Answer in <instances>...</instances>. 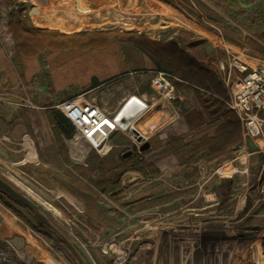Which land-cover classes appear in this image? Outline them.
<instances>
[{
    "label": "rangeland",
    "instance_id": "1",
    "mask_svg": "<svg viewBox=\"0 0 264 264\" xmlns=\"http://www.w3.org/2000/svg\"><path fill=\"white\" fill-rule=\"evenodd\" d=\"M198 2L12 0L7 6L0 0V179L29 202L0 190V264H243L257 248L264 250V143L254 141L258 151H250L242 123L239 141L220 161L198 156L185 163L177 152L197 139L188 126L172 143L142 153L138 140L115 133L112 150L100 156L77 134L61 136L51 118L55 105L87 92L95 80L105 92L122 82L135 94L155 97L150 70L125 75L126 49L159 58L162 70L176 75L168 64L172 40L182 52L190 43H208L198 51L201 64L211 65L216 54L251 67L264 64V0H202L222 21L207 18ZM55 5L81 12L80 31L62 29V14L48 13ZM114 9L129 19L112 20ZM18 19L32 28L36 22L53 26L41 29L54 33L48 42L62 36L72 44L18 58L7 26ZM155 28L161 35L152 34ZM177 89L188 94L183 110L189 113L193 92ZM229 99L228 91L225 104ZM199 113L195 127L205 120ZM140 122L134 126L146 134ZM100 164L107 193L86 178L87 168ZM227 166L234 173L216 176ZM118 177L119 187L113 184Z\"/></svg>",
    "mask_w": 264,
    "mask_h": 264
},
{
    "label": "built area",
    "instance_id": "2",
    "mask_svg": "<svg viewBox=\"0 0 264 264\" xmlns=\"http://www.w3.org/2000/svg\"><path fill=\"white\" fill-rule=\"evenodd\" d=\"M151 73L152 93L159 101L173 105L176 99L175 81H178L175 74L160 70ZM216 73L230 93L227 107L237 114L243 124V138L264 143V64L251 67L226 59L218 62ZM153 102L152 99L131 95L117 112L107 114L83 92L58 103L54 108L73 126L81 141L100 156H106L113 148L110 139L115 133L128 134L132 140H148L146 134L134 125L144 117Z\"/></svg>",
    "mask_w": 264,
    "mask_h": 264
},
{
    "label": "crops",
    "instance_id": "3",
    "mask_svg": "<svg viewBox=\"0 0 264 264\" xmlns=\"http://www.w3.org/2000/svg\"><path fill=\"white\" fill-rule=\"evenodd\" d=\"M200 1L202 4V0ZM208 8L211 9L210 6ZM136 11H137V8L131 11V13L129 14H134L136 13ZM177 18L178 20H182L181 17H177ZM35 27L38 29L39 28L40 29H55V27L53 26H42V24L40 25L37 22L35 23ZM176 27H179V26H176ZM168 28H170L169 25H168ZM180 29H184V28L180 27ZM152 31H153L152 33L153 35H161L162 33V31L157 28H155ZM184 31L188 32L189 34L191 33L192 36H194L195 34L194 30H190L191 32H189L188 30H186V27ZM170 41L171 40H168V42ZM179 46L180 45L177 46L178 49H179ZM207 48L209 49L208 43L200 47L199 46L196 47V44L193 45V43H190L187 46V48L183 51L185 54H187L192 59H194L196 64L186 63L182 61L181 65L179 63V65L175 67L176 68L175 71L177 75L175 73L174 74L178 81H175L176 99L173 101V105H167L166 103L159 101L157 97L150 96L149 93L135 94L131 91L129 86L122 84V82L115 83L113 86L108 88L109 89L108 92H105L103 89H101L103 83L100 81L101 84L100 83L97 84L95 80L93 81V84L90 83L91 85L89 86V90L85 93H87V97L89 100L94 101L95 104L98 105L107 114H113L117 112L121 108V106L123 105L124 101L126 100L128 96L138 95L147 100L152 99V102L154 101L153 106L146 112L144 117L141 120H139L141 121L140 123L142 125V129L146 131L147 138H148L147 141L150 143V149H159V148L161 149V147H164L166 144L172 143L175 140L176 134H180L182 131H184L186 129V126H188V128L191 130L190 134L197 137V139L195 140V143L189 146L188 148L196 146L199 140L205 141L207 139H210V140L219 139L221 141L225 137H228V134L230 131H233V132L236 131L234 124L230 122V119L231 118L235 119V117L231 116L233 114L229 115V113L226 110H224L223 107H220L219 112L216 113L214 116L208 115V113L202 107L200 99H199V96H206L205 94L207 92L206 91L207 87H205L206 89H202V88L197 87L196 85H192L191 83H189L190 81H192L190 79H192V77L195 76L198 79H203L206 82L207 86L210 87L209 79L212 74L215 77H217L219 82L223 85L225 92L227 93V96H228V90L225 84L220 80V78L218 77L216 73V67H217L218 62L224 61L225 58H222L219 55L217 56L216 54L215 59L211 63V65L201 64L198 51L205 52L204 49H207ZM103 49L104 48L100 50H103ZM14 51H15V46H14ZM52 52L57 53V52H63V51H52ZM163 64H165V62L160 61L159 58H155L153 56L148 57L145 54L141 53L138 49L137 50L133 48H131V50L126 49L124 52V65L127 70L126 72H128L125 75L127 76L132 75L134 72L140 69L150 70V71H147L149 73L155 70L164 71L162 70ZM182 73L184 74V76H182ZM177 86L184 87L188 91L193 92L192 94L193 98L191 99V107H190L191 110L189 113L187 112L185 114L183 110V107H184L183 100L186 98L188 94H186L184 91L183 93L178 92ZM123 89H124L123 92H126L124 93V95L120 94L117 97L112 95V91H119ZM212 96L214 99L217 100L216 102H218V105L220 102L225 103L223 96L221 94L213 93ZM196 105H199V108ZM212 109L213 108H211V110ZM176 110H178L179 112L177 113ZM199 111L202 112L205 120L201 126L195 127L194 126L195 123L193 119L198 118L200 114ZM238 128H239L238 130L239 137L237 141L232 145V147L239 141L241 134H242L241 126ZM229 149H227V151ZM184 150L185 149L178 151L177 154L180 156L182 154V151ZM227 151L222 155V157L218 161H220L223 158V156L227 153Z\"/></svg>",
    "mask_w": 264,
    "mask_h": 264
},
{
    "label": "trees",
    "instance_id": "4",
    "mask_svg": "<svg viewBox=\"0 0 264 264\" xmlns=\"http://www.w3.org/2000/svg\"><path fill=\"white\" fill-rule=\"evenodd\" d=\"M5 2L7 6H10L12 4V0H5ZM196 2L198 1L196 0ZM219 3L226 5L227 0H220ZM199 4L200 6H202L203 8L202 11L206 14L207 18L213 21H222L221 18L215 15L216 13L212 9H209L207 6H204L201 3ZM220 7H223V6L221 5ZM226 7L227 8L225 7L223 8L226 9L228 13H230L229 6H226ZM7 26H8L10 33L13 35L14 41L16 42L15 51H16L18 58L24 57V58L29 59L31 57L36 56L39 52L45 50L46 48H50L53 51H58V50L65 51L69 49L70 47L69 45L72 44L71 42L68 43V41L62 36L59 38V40H54V42H48L47 38L50 35L51 36L54 35L53 32L44 31V30L37 29V28H32L27 25L25 20H22V19L11 20L8 22ZM90 41L91 42H89V44L92 45V43L97 41V39L93 38ZM176 43H177L176 40H172L170 43L173 49L174 56L171 58V61L168 62V64H171L170 66L173 68L177 67L179 63L181 65L182 61L186 63L196 64L194 59H192L190 56H188L187 54H185L184 52L178 49ZM170 56L171 55H169L168 57ZM182 76H184L183 73H182ZM190 80L192 81H190L189 83H191L192 85H196L199 88L206 89L205 87H207L206 89L207 92L205 94L206 96H199V99H200L202 107L205 109L208 115L214 116L216 113L219 112L220 107H223V109L226 110L229 113V115L233 114L231 116L235 117V119L231 118L230 122L234 124L235 130L237 132L230 131L228 134V137H225L221 141L219 139L218 140L207 139L205 141L199 140L196 146L185 149L184 151H182V154L180 156H183L185 158L184 159L185 163L187 161L196 160V157L198 156L199 157L202 156L203 160L205 159L206 161L216 162L222 157V155L227 151V149L232 147V145L237 141L239 137L238 127L241 126V122L239 118L237 117V115L232 110H230L224 102L223 103L220 102L218 105V102H216L217 100L213 98L212 94L217 93V94H221L224 100L227 99V93L225 92L223 85L219 82L217 77L211 74L210 79H209L210 87L207 86L206 82L203 79H198L195 76H193L192 79ZM211 108L213 109L211 110ZM51 114H52L51 118L53 120V123L56 126V130L61 134V136H64L66 138H71L73 136V133L75 134V130L73 126L57 111ZM124 162H126V165H127L128 162L130 161L128 160ZM79 170L82 173L83 169L79 168ZM125 171H126V168H125ZM93 173H98V178L91 180V174ZM105 173L106 172L102 170L101 164L98 167L96 166H94L93 168L88 167L86 170V178L92 181V183H94L98 188H100V190L103 193L108 192L106 185L108 184L109 181L107 178L103 177ZM225 181L227 180H222V182L224 183ZM120 182H121V178L118 177V179H116L113 182V184L114 186L116 185L119 187Z\"/></svg>",
    "mask_w": 264,
    "mask_h": 264
},
{
    "label": "bare ground",
    "instance_id": "5",
    "mask_svg": "<svg viewBox=\"0 0 264 264\" xmlns=\"http://www.w3.org/2000/svg\"><path fill=\"white\" fill-rule=\"evenodd\" d=\"M64 6L55 5L50 10L49 14L60 13L62 14V29L67 32H77L83 26V20L81 18V12L75 9H63ZM109 15L112 20L115 21H126L129 17L122 11L119 10H109ZM263 143L262 141H260ZM260 144V143H259ZM106 149V148H105ZM104 149V150H105ZM234 173V168L232 166H227L219 169L216 172V176H228ZM258 255V256H257ZM257 257L254 256L251 260L243 259V264H264V250L263 248H257Z\"/></svg>",
    "mask_w": 264,
    "mask_h": 264
},
{
    "label": "water",
    "instance_id": "6",
    "mask_svg": "<svg viewBox=\"0 0 264 264\" xmlns=\"http://www.w3.org/2000/svg\"><path fill=\"white\" fill-rule=\"evenodd\" d=\"M138 143H140V146L138 147V150L140 153L146 152L150 149V143L148 141L142 142V140L139 138ZM246 143L250 151L252 152L258 151V146L254 143V141L251 138H247ZM131 155H132V151L129 150L125 152L123 157L127 158ZM0 190L9 194L12 198H15L16 200L23 203L24 205L26 206L29 205L28 200L23 195L18 193L15 189H13L10 185H8L2 179H0ZM37 218L39 219L40 223L48 224V222L42 215L38 214Z\"/></svg>",
    "mask_w": 264,
    "mask_h": 264
}]
</instances>
